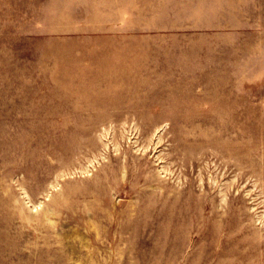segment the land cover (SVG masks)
Listing matches in <instances>:
<instances>
[{
	"label": "rangeland",
	"instance_id": "obj_1",
	"mask_svg": "<svg viewBox=\"0 0 264 264\" xmlns=\"http://www.w3.org/2000/svg\"><path fill=\"white\" fill-rule=\"evenodd\" d=\"M0 264H264V0H0Z\"/></svg>",
	"mask_w": 264,
	"mask_h": 264
}]
</instances>
